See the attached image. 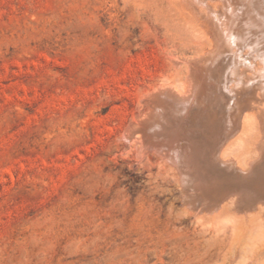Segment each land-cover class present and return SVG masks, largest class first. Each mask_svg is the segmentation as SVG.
Masks as SVG:
<instances>
[{
  "label": "rangeland",
  "instance_id": "374dc122",
  "mask_svg": "<svg viewBox=\"0 0 264 264\" xmlns=\"http://www.w3.org/2000/svg\"><path fill=\"white\" fill-rule=\"evenodd\" d=\"M197 13L0 0V264H264L247 242L236 255L227 216L188 204L173 170L123 135L139 92L182 81L206 45Z\"/></svg>",
  "mask_w": 264,
  "mask_h": 264
},
{
  "label": "bare ground",
  "instance_id": "6f19581e",
  "mask_svg": "<svg viewBox=\"0 0 264 264\" xmlns=\"http://www.w3.org/2000/svg\"><path fill=\"white\" fill-rule=\"evenodd\" d=\"M184 1L198 10L207 43L195 61L184 59L182 81L139 92L123 135L173 170L188 204L227 216L234 253L248 244L255 262L264 254V0ZM194 106L204 114L199 136L189 124Z\"/></svg>",
  "mask_w": 264,
  "mask_h": 264
}]
</instances>
